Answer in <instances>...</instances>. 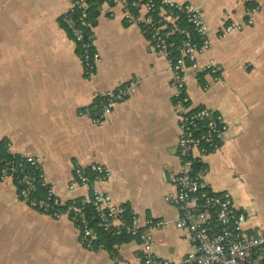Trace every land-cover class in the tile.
<instances>
[{"label": "crops", "instance_id": "obj_1", "mask_svg": "<svg viewBox=\"0 0 264 264\" xmlns=\"http://www.w3.org/2000/svg\"><path fill=\"white\" fill-rule=\"evenodd\" d=\"M74 0H0V141L18 154L42 159L56 195L70 202L89 194L70 191L77 165L107 167L111 178L99 188L143 220L176 221L180 211L166 198L177 192L181 161V117L173 75L144 28V0L128 18L124 4L104 5L92 35L101 54L92 80L63 17ZM206 17L211 47L185 75L192 109L223 114L229 130L219 150L201 157L205 183L228 193L247 218L250 233L264 231V0H173ZM260 8L254 23L248 11ZM158 17L174 25L168 11ZM239 26L228 35L229 25ZM175 40L192 37L181 29ZM184 39V40H185ZM213 62L218 81L201 71ZM136 82L131 95L102 125L94 122L98 94ZM89 111V112H88ZM197 156H199L197 154ZM156 253L183 264L193 251L189 235L170 225L153 233ZM78 225L37 211L19 197L12 181L0 179V264H143L139 240L117 253L89 250Z\"/></svg>", "mask_w": 264, "mask_h": 264}, {"label": "built area", "instance_id": "obj_2", "mask_svg": "<svg viewBox=\"0 0 264 264\" xmlns=\"http://www.w3.org/2000/svg\"><path fill=\"white\" fill-rule=\"evenodd\" d=\"M96 3L110 6L111 13L115 6L124 4L131 21L135 19L132 11L139 7L138 0L73 1L70 11L63 17V23L81 51L84 74L89 81L95 77L101 61V54L95 47L92 35L90 15L91 8ZM143 5L147 13L144 28L156 53L169 62L176 106L181 117L178 147L181 169L174 180L177 192L166 198L169 204L180 211L179 218L174 222L143 220L138 213L120 207L99 188L101 183L111 178V173L107 167L97 164L75 167L74 180L69 190L86 188L89 194L65 203L48 182L42 159L16 153L9 141H0V179L4 182L12 181L18 189L19 197L37 211L56 219L68 217L78 225L81 243L89 250H105L104 245L98 243V230L92 226L87 216L88 208H92L98 226L104 232L141 242L143 264H171L157 255L153 235L170 225L189 235L193 251L184 258L183 264H264V231L248 232L246 215L235 206L232 196L228 193H213L205 183L208 168L201 157L219 150L229 130L223 114L210 108L193 111L187 91L185 75L189 66L197 67L198 55L211 47L206 17L194 6L173 0H144ZM259 10L260 8L253 7L248 11L249 24L254 23ZM161 11L169 12L174 24L172 28L167 27L165 18L158 17ZM182 15L192 26L196 38L188 37L178 43L175 37L182 32L178 24ZM238 28L239 26L231 24L224 29L223 35ZM221 70L213 62L201 69L215 81H218ZM136 84L130 82L113 92L98 94L94 105V122L97 125L104 124L113 115L117 105L128 99ZM37 184L48 191V200L34 196ZM56 207L61 209L57 210Z\"/></svg>", "mask_w": 264, "mask_h": 264}, {"label": "trees", "instance_id": "obj_3", "mask_svg": "<svg viewBox=\"0 0 264 264\" xmlns=\"http://www.w3.org/2000/svg\"><path fill=\"white\" fill-rule=\"evenodd\" d=\"M101 4L100 3H96L95 5H93V7L91 8L90 11V15H91V22L93 20L94 25H96V21L98 19V17L100 16V9H101ZM181 29H187L190 30L191 33L193 34V38L195 37L193 28L190 24H188V22L186 21V18L182 15L181 21L178 23ZM185 39V38H184ZM183 38H180L178 43H181L183 40ZM93 114H95V110H93ZM5 157H8L5 155ZM35 197L38 199H45L48 200V191L45 188H42L41 185L37 184V190L34 193ZM52 203V202H50ZM57 210H60L61 208L56 207ZM126 215H128V212L126 213ZM87 216L90 220V222L92 223V226L94 228H96L99 232V241L98 243L103 244L105 247L106 251H110L112 253H117L116 248H118L119 246H121L123 243L127 242L129 239V237H117L111 233H107L104 232L99 226H98V222L96 220V215L94 213V209L92 208H88L87 210Z\"/></svg>", "mask_w": 264, "mask_h": 264}]
</instances>
